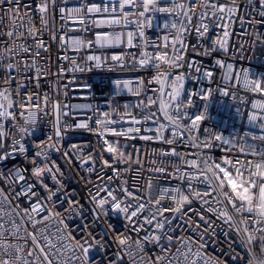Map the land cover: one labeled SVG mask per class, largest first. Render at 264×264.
Here are the masks:
<instances>
[{"label": "snow or ice", "instance_id": "1", "mask_svg": "<svg viewBox=\"0 0 264 264\" xmlns=\"http://www.w3.org/2000/svg\"><path fill=\"white\" fill-rule=\"evenodd\" d=\"M5 2L10 7L0 15V38H4L0 39V71L4 73L0 77L3 80L0 84V163L21 155L32 168L30 173L21 167L0 170V185H3L0 186V264H94L93 253L106 250L108 245L105 238L109 236H112L117 248L108 259V264H220L218 259L205 254L206 242L203 238L211 221L202 214L203 210L197 214L204 231L192 223L190 217L185 218L183 206L193 200L202 201L207 213L235 230L241 245L249 253L248 264H264V147L257 151L256 146L248 143L247 139L250 136L253 141H264V134L245 133L246 138L241 143L246 148L238 149L245 157L251 154L258 157L256 159L223 158L217 162L205 155V148H211L217 141L225 142L211 130H205L201 135L199 118L203 114L193 118L186 104H193V96L203 93L190 92L185 98L186 77L177 71L187 65L200 72V67L185 60L186 36L192 31L199 40L210 41L201 54L210 56L214 52H228L232 35L230 26L236 21L244 24L248 19L239 15L237 0H224L223 3L221 0H168L169 6L164 7L159 6L160 0H155L154 5L142 3L141 0H80L73 7H67V0H62L64 6L58 4L57 0H38L35 13L27 15L21 14L19 6L11 7L12 4L19 5V0H0V5ZM257 3V14L262 18L260 23H264V0H248L250 6ZM57 11L62 21L59 33L54 27ZM157 12L171 15L173 19L164 25L168 34L162 40L152 42L145 38L144 29L151 25L150 14ZM5 16L9 18L7 26L4 25ZM69 21L72 23L69 24ZM69 28L82 35H70ZM103 28L109 31H95ZM213 28L218 29L214 38L209 37ZM88 33H92L93 38ZM46 35L49 36L48 41L44 39ZM256 39H264V36L257 33ZM56 42L63 51L72 52L73 55H64L62 63L53 73L49 62L41 61L40 54L47 52L51 43ZM123 46L138 49L135 55L126 54L131 58L132 68L151 69L153 77H160L159 81L153 79L156 88L152 95H147L143 79L115 81L116 94L125 89L136 96L143 94V99L135 105L125 104L123 114L110 105H62L59 100L52 101L48 93L24 95L26 85L16 79L17 76L27 79L26 74L31 73L29 83L39 87L40 79L51 74L58 83L66 71L75 73L88 70L89 62H94L97 68L101 67L102 60L106 61L108 57L97 55L100 49ZM82 51L84 56H80ZM157 54L175 59L177 66L165 69L155 59ZM80 59L84 61L83 64L77 62ZM111 60L118 66H129L125 55H112ZM64 63L68 64L67 69ZM215 64L225 69L223 78L229 87L251 93L248 80L257 79L261 82L259 87L264 89V77H254L247 69L237 72L233 64L222 63L219 59ZM203 78L211 80L212 74L204 73ZM13 83H16V87H12ZM133 83L135 87H132ZM259 93L261 97L251 104L252 114L248 121L252 128L264 133V91ZM251 94L255 97L257 93ZM49 105L55 117L53 131L56 139L53 140L52 133H49L45 141L34 142V152L29 157L26 139L35 135L39 116L47 115ZM133 108L137 111L133 112ZM69 111L84 113V119L78 120L75 125L65 123L62 117H67ZM203 113H207L206 107ZM102 118L109 119L108 126L103 130L106 139L130 155L133 162L127 167L118 168L117 165L124 164L117 161L101 141L96 122ZM185 119L191 123L185 124ZM9 122L10 127L7 126ZM73 128L94 135L99 147L100 155L97 157L94 153L85 154L82 147L73 144L71 152L77 155L80 166L91 175L96 171L99 159L101 171L112 169V176L107 177L108 183H102L105 177L98 173L101 182L95 184L94 193L89 190V202L93 205L91 224L83 219L84 209L80 202L67 195V207L63 212L56 210L55 199L63 189V173L51 160V152L59 151L60 141ZM166 132L170 135L166 136ZM134 139L155 140L167 145L187 139L190 147L199 150L195 158L188 159L175 148L161 149L153 153L158 159L151 160L149 167L151 174L160 178H178L187 187L163 186L151 179L144 189L137 186L135 181L130 188L123 179L118 187H111L112 181L122 174L143 169L142 151L135 148L128 151V141ZM9 140L11 144L5 151ZM64 155L69 157V152L65 151ZM105 155L110 159H105ZM167 157L183 161V167L173 166ZM133 165L137 167L133 169ZM221 167L251 188L258 201L256 208L246 205L229 190L220 174ZM46 178L56 185L55 190L45 182ZM194 182L203 185V191L197 190ZM37 188L43 189L46 195L42 196ZM21 198L27 201V207L20 205ZM165 202L169 204L167 208ZM109 213L121 216L128 230L113 235L115 226L108 225L101 233L93 234L90 229ZM75 218L82 220L77 227L82 233L80 239L76 238L67 223ZM177 218L184 220L188 230L196 234L195 239L175 235L177 227L173 226V221ZM130 233H135V236ZM257 243L261 245L259 256L255 248ZM149 245L157 250L155 255L148 252ZM233 258L238 259L235 255Z\"/></svg>", "mask_w": 264, "mask_h": 264}, {"label": "built area", "instance_id": "2", "mask_svg": "<svg viewBox=\"0 0 264 264\" xmlns=\"http://www.w3.org/2000/svg\"><path fill=\"white\" fill-rule=\"evenodd\" d=\"M58 4L63 5L62 0H57ZM223 3L224 0H221ZM80 3V0H67V7H73ZM239 4V15L242 17H248L244 24L238 21L231 25L232 35L230 39V46L227 53L214 52L210 56H205L202 53L203 47L207 46L210 42L208 39L203 41L197 38L195 31L190 32L186 36L187 51L185 54V60L194 63L200 67V72H197L194 67L185 66L183 69L177 70L179 73L185 75L184 81V96L188 97L190 92L203 93L202 95L193 96V104H186L187 111L193 116L202 113L203 119L199 121L201 135L205 130L214 131L217 135L223 136L230 141V143H222L217 141L211 148H205L204 154L211 157L213 160L219 162L223 158L228 159H256L251 154L245 157L238 149L245 147L242 141L245 140V133L252 132L255 135H261L259 129H254L249 125L248 117L252 114L251 104L254 99L261 97L260 93H257L255 97L251 93L241 91L239 89H233L229 87L225 80V69L215 64L216 60H221L222 63H231L237 72L241 69L250 70V73L255 76L264 77V39L257 40L256 34L260 33L264 36V23H260L261 17L257 14L259 11V4L250 6L248 0H237ZM19 6L21 14L27 15L29 13L34 14L35 9L38 6V0H19V5L12 4L11 7L15 8ZM159 6H169L168 0H160ZM10 5L5 2L0 5V15H3L9 9ZM151 25L144 29L145 38L152 41H160L163 36L168 34L164 29V25L170 23L173 19L171 15L166 13H153L150 14ZM9 22L8 16H5L4 25L7 26ZM72 22L69 21V24ZM37 27H39V20L36 19ZM195 24V20L193 21ZM54 27L59 33L62 27V21L59 19V13H56V19ZM70 35L79 36L82 35L80 32H73L70 28L68 29ZM98 32L109 31L107 28L96 29ZM218 33V29L213 28L209 33V37L214 38ZM90 38L92 33H88ZM4 39V38H0ZM46 41L49 40V36L44 37ZM58 40V37H57ZM169 51H171L169 49ZM131 53L133 55L138 53L137 48L123 47H111L100 49L96 52L97 55L107 56L106 61L102 60L101 67H95L94 62H89L88 70L83 72H65L57 83V78L49 74L46 78H41L39 87H36L34 83H29L32 79V74L27 73V79L23 76H17V81H23L26 85L24 95L28 94H44L48 93L52 101H57L63 105H110L116 108L121 114L124 113V105L132 104L135 105L138 100L143 99V94L136 96L125 89L120 94H116L115 81L131 80L136 81L137 79H143L145 90L147 95H152L153 89L156 88L155 81L153 80V71L148 70H137L131 67V58L126 54ZM73 55L72 52H65L60 47L58 42L51 43V46L47 52H41V61H48L52 72L55 73L57 66L62 63V57L64 55ZM85 53L82 51L80 56H84ZM112 55H125L126 63L128 67H121L116 65L112 60ZM58 57L60 59H58ZM83 64L82 59L77 61ZM64 68H68V64L64 63ZM210 72L212 74L211 80L203 78L204 73ZM4 73L0 71V77H3ZM151 82V86L149 84ZM3 80L0 79V84ZM12 87H16V83H13ZM132 87H135L133 83ZM57 90H59L57 92ZM224 93H227L225 95ZM207 97V99H205ZM207 109V113H203ZM136 112V109H131ZM47 115H40L36 127L35 135L30 136L26 139V145L28 148L27 155L31 157L34 152L33 143H39L46 140L49 133H52L53 140L55 135L53 131V124L55 117L52 113L51 105L46 109ZM63 121L69 125H75L78 120L84 119V113L79 111H69L67 117H62ZM23 123V121H18ZM99 120L96 122L98 123ZM185 124L191 123L190 120L185 119ZM10 127V122L9 125ZM166 136L170 135L165 133ZM248 143L254 144L257 151L261 147H264V141L251 140L248 138ZM130 147L128 151H132L133 148L141 150L144 159V166L140 172L135 170L122 174L121 177L116 178L112 181L111 187L116 188L120 185V180H126L128 186L131 188L134 181L140 188L144 189L147 187V182L151 179L154 182H158L163 186H175L181 185L187 187L183 181L178 178H160L149 172L150 161L158 159V156H154L153 153H158L161 149L175 148L178 153H181L188 157V159L195 158L199 154V150L189 146L188 140L185 139L182 142H178L174 145H167L160 143L155 140L144 141L134 139L128 141ZM11 144V140L7 141L5 145V151L8 150ZM75 144L82 147L84 153H94L97 157L100 155L99 147L96 144V137L83 129H69L64 139H62L58 145L59 151L51 152V160L61 169L63 176L61 177L63 189L58 193V198L55 199L56 210L63 212L64 208L67 207L65 201V195L71 199L79 201L80 205L84 209V217L88 223L92 222V207L93 205L89 202V190L95 192V184L101 182L98 177V173L103 175L105 179L102 183H108L107 177L112 176V169L105 168L101 171V162L97 159L96 171L91 175L85 170L84 167L80 166V161L76 154L71 152V146ZM65 151L69 152V157H65ZM135 155V153H134ZM105 159H110L109 156L105 155ZM173 166L183 167V161H177L175 157H167ZM70 161V162H69ZM128 165H117L118 168L127 167ZM159 166V165H157ZM13 167H21L28 169L31 172L32 165L28 163L25 158L21 155H16L13 159H9L0 163V170H7ZM86 167V166H85ZM137 165H133L135 169ZM172 168H169V172ZM223 171V169H222ZM90 181V182H89ZM45 182L50 188L55 190L56 185L53 184L50 178H46ZM195 183V182H194ZM229 185L233 192L239 195L242 185H237L234 181H229ZM3 186V185H0ZM197 190L203 191L204 186L195 183ZM19 189H17L18 191ZM5 191L7 188L5 187ZM41 195H46L43 189L37 188ZM248 189H244V195L246 196ZM144 193H142L143 195ZM119 195V194H118ZM211 202V198H209ZM22 207H27V201L21 198L19 201ZM164 206H169L168 202H165ZM185 218L190 217L191 222L200 226L201 230L204 231V225L199 220L201 210L202 214L205 215L206 219L211 221L208 225L207 234L204 236L205 240V254L216 258L220 261V264H248L249 253L244 246L241 245L238 238V234L235 230L230 229L229 226L217 219L215 216L207 213L206 209L200 200H193L190 204L183 206ZM169 213H166V215ZM239 219V217H237ZM250 219V218H249ZM69 228L73 231V234L77 239H80L82 233L77 230L78 225L82 224L80 218H75L67 221ZM108 225H114L113 235L116 233H124L128 230L125 220L121 216L113 215L109 213L107 217H101L99 221L90 229L93 234H99L105 230ZM173 226L177 227L175 235L177 237L187 236L195 239L196 234L189 231L184 224V220L177 218L173 221ZM135 236V233H130ZM107 248L103 252H94V264H108V259L113 256L117 245L113 243L112 236L105 238ZM175 246H173L174 248ZM156 249H153L151 245L148 246V252L155 255ZM237 256L238 259H234L233 256Z\"/></svg>", "mask_w": 264, "mask_h": 264}, {"label": "clouds", "instance_id": "3", "mask_svg": "<svg viewBox=\"0 0 264 264\" xmlns=\"http://www.w3.org/2000/svg\"><path fill=\"white\" fill-rule=\"evenodd\" d=\"M142 3H146V4H155V0H141ZM155 59H157L161 64H163L165 66V69H174L177 66V61L175 59L172 58H166L161 54H157ZM153 79L155 81H159L160 77L154 76ZM260 81L257 79H249L248 80V85H249V91L251 93H259L261 91H264V89H262L261 87H259L260 85ZM205 99H207V97H205ZM199 119H203V117H200ZM109 124V119L108 118H102L99 120V122L97 123L98 128H99V136L101 138V141L104 143L105 147L109 149L111 155L119 162H121L124 165H128L130 163H132L133 161L131 160V157L129 154H127L123 149H121L120 147H118L116 144L111 143L110 141H108L104 135V129L108 126ZM218 139H223L225 143H228L227 139L223 136H218ZM223 169V171H222ZM220 174L223 177V180L225 182V184L228 186L229 190L240 200H242L246 205H249L253 208L257 207L258 201L255 197V195L253 194L251 188L247 187L245 185V182L243 180H241L240 178L234 176L232 173H230L226 168H220L219 169ZM234 181L237 185H242L243 187L240 189V193L239 195H237V193L233 192L232 188L229 185V181ZM244 189H248V193L245 196L244 195Z\"/></svg>", "mask_w": 264, "mask_h": 264}, {"label": "trees", "instance_id": "4", "mask_svg": "<svg viewBox=\"0 0 264 264\" xmlns=\"http://www.w3.org/2000/svg\"><path fill=\"white\" fill-rule=\"evenodd\" d=\"M255 248H256V254L259 256L261 245H260L259 243H257V244L255 245Z\"/></svg>", "mask_w": 264, "mask_h": 264}]
</instances>
